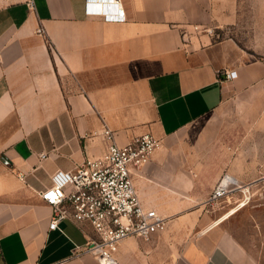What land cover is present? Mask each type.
I'll list each match as a JSON object with an SVG mask.
<instances>
[{"label": "crops", "instance_id": "crops-1", "mask_svg": "<svg viewBox=\"0 0 264 264\" xmlns=\"http://www.w3.org/2000/svg\"><path fill=\"white\" fill-rule=\"evenodd\" d=\"M120 2L124 21L88 15L86 0H0V264H100L81 252L92 226L50 229L40 191L103 154L104 125L120 145L148 131L164 142L228 99L264 110V0ZM232 155H210L220 162L200 179L196 167L162 165L156 150L134 181L169 221L151 241L122 240L119 263L259 264L231 227L248 204L231 210L240 191L208 202L225 174L248 200L254 171L231 166Z\"/></svg>", "mask_w": 264, "mask_h": 264}, {"label": "built area", "instance_id": "built-area-1", "mask_svg": "<svg viewBox=\"0 0 264 264\" xmlns=\"http://www.w3.org/2000/svg\"><path fill=\"white\" fill-rule=\"evenodd\" d=\"M28 3L33 7L32 1ZM86 12L106 21H124L127 17L120 0H86ZM194 29L215 35L213 28L194 25ZM236 76L234 70L225 72L226 79ZM101 134L105 142L103 154L88 157L75 171H56L52 184L41 190L40 196L53 208L50 229L58 228L64 220L74 222L83 230L89 224L95 234L88 236L81 252L94 255L100 264H120L115 252L122 240L139 237L151 241L167 227L169 217L142 202L134 181L135 171L152 160L162 141L148 131L120 145L115 131L108 125H104ZM238 190L246 197L235 178L225 174L208 202L216 204Z\"/></svg>", "mask_w": 264, "mask_h": 264}, {"label": "rangeland", "instance_id": "rangeland-1", "mask_svg": "<svg viewBox=\"0 0 264 264\" xmlns=\"http://www.w3.org/2000/svg\"><path fill=\"white\" fill-rule=\"evenodd\" d=\"M218 38L223 35L220 33ZM246 100L247 97L225 100L215 111L162 141L157 152L164 156L162 165L191 172L196 167L200 179L204 167L206 174L215 172L220 160L210 155L221 151H231L233 155L228 158L231 166L254 171L249 178L255 182L248 200L245 193L240 191L238 195L248 204L233 216L231 227L257 256L259 264H264V110L247 107Z\"/></svg>", "mask_w": 264, "mask_h": 264}, {"label": "bare ground", "instance_id": "bare-ground-1", "mask_svg": "<svg viewBox=\"0 0 264 264\" xmlns=\"http://www.w3.org/2000/svg\"><path fill=\"white\" fill-rule=\"evenodd\" d=\"M246 191H247V190H246ZM238 204H239V205H238ZM238 204H237L238 206L234 209V211L237 210V209H239V207L245 205L246 202H245V201H242L241 203L239 202Z\"/></svg>", "mask_w": 264, "mask_h": 264}]
</instances>
